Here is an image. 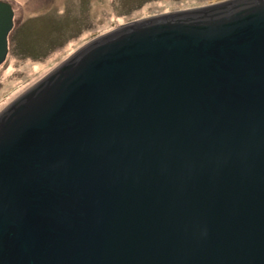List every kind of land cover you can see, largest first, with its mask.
<instances>
[{"label": "water", "instance_id": "obj_1", "mask_svg": "<svg viewBox=\"0 0 264 264\" xmlns=\"http://www.w3.org/2000/svg\"><path fill=\"white\" fill-rule=\"evenodd\" d=\"M0 264H264V0L120 24L1 103Z\"/></svg>", "mask_w": 264, "mask_h": 264}, {"label": "rangeland", "instance_id": "obj_2", "mask_svg": "<svg viewBox=\"0 0 264 264\" xmlns=\"http://www.w3.org/2000/svg\"><path fill=\"white\" fill-rule=\"evenodd\" d=\"M10 1L15 2L16 14L9 53L0 65V106L95 36L179 6L187 9L218 0H49L30 5H25L28 0Z\"/></svg>", "mask_w": 264, "mask_h": 264}, {"label": "flooded vegetation", "instance_id": "obj_3", "mask_svg": "<svg viewBox=\"0 0 264 264\" xmlns=\"http://www.w3.org/2000/svg\"><path fill=\"white\" fill-rule=\"evenodd\" d=\"M2 1L9 2L10 4H12V6H14V4H15V2H11L10 0H2ZM47 1H49V0H28V1H25V5H28V4L29 5L30 4H43V3L47 2ZM19 3H21V2L19 1ZM13 9H14V7H13ZM14 11H15V9H14ZM15 14H16V11H15Z\"/></svg>", "mask_w": 264, "mask_h": 264}]
</instances>
